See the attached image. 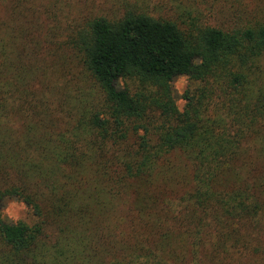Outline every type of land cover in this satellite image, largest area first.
<instances>
[{"label": "trees", "instance_id": "obj_1", "mask_svg": "<svg viewBox=\"0 0 264 264\" xmlns=\"http://www.w3.org/2000/svg\"><path fill=\"white\" fill-rule=\"evenodd\" d=\"M175 6L0 0V264H264V0Z\"/></svg>", "mask_w": 264, "mask_h": 264}, {"label": "rangeland", "instance_id": "obj_2", "mask_svg": "<svg viewBox=\"0 0 264 264\" xmlns=\"http://www.w3.org/2000/svg\"><path fill=\"white\" fill-rule=\"evenodd\" d=\"M204 2V0H43L44 4L48 6L51 11V20H56V29L59 30V36L64 37L67 28L76 27L83 24L87 18L106 15L110 18L121 16L128 6L133 4H140L151 12H160L164 9H176V4L179 2ZM2 11V10H1ZM5 15L4 11L2 12ZM64 61L68 68H66L68 75L70 72L78 74L81 71L78 61L72 58L69 54L64 56ZM188 80L186 77H178L174 81V88L176 93H181L187 85ZM74 94V92H73ZM183 105V101H180ZM5 212L8 216L14 219L23 218L31 220L32 216L27 207L21 202L10 201L6 204Z\"/></svg>", "mask_w": 264, "mask_h": 264}]
</instances>
